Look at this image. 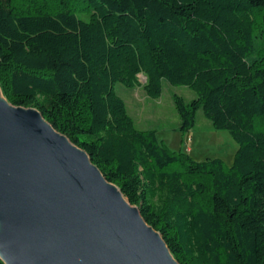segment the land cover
I'll use <instances>...</instances> for the list:
<instances>
[{
  "label": "trees",
  "instance_id": "obj_1",
  "mask_svg": "<svg viewBox=\"0 0 264 264\" xmlns=\"http://www.w3.org/2000/svg\"><path fill=\"white\" fill-rule=\"evenodd\" d=\"M164 81L195 93L173 95L181 131L201 109L238 143L231 166L170 149L115 91L158 98ZM0 89L85 151L179 264H264V0H0Z\"/></svg>",
  "mask_w": 264,
  "mask_h": 264
},
{
  "label": "water",
  "instance_id": "obj_2",
  "mask_svg": "<svg viewBox=\"0 0 264 264\" xmlns=\"http://www.w3.org/2000/svg\"><path fill=\"white\" fill-rule=\"evenodd\" d=\"M0 258L5 264H179L85 151L37 109L6 99H0Z\"/></svg>",
  "mask_w": 264,
  "mask_h": 264
},
{
  "label": "rangeland",
  "instance_id": "obj_3",
  "mask_svg": "<svg viewBox=\"0 0 264 264\" xmlns=\"http://www.w3.org/2000/svg\"><path fill=\"white\" fill-rule=\"evenodd\" d=\"M78 15L84 20L88 19L87 15ZM260 44L262 40L259 38L257 50L261 48ZM139 80L143 83L144 76L140 75ZM115 91L126 102L136 126L155 129L159 139L170 149L187 152L196 161L221 158L226 166H231L238 143L227 130L215 129L201 109L196 113L195 125L188 132L179 129L180 121L173 95L177 94L185 101H190L195 97V93L188 86L171 85L164 81L162 93L158 98L149 97L142 86L128 88L117 83Z\"/></svg>",
  "mask_w": 264,
  "mask_h": 264
},
{
  "label": "bare ground",
  "instance_id": "obj_4",
  "mask_svg": "<svg viewBox=\"0 0 264 264\" xmlns=\"http://www.w3.org/2000/svg\"><path fill=\"white\" fill-rule=\"evenodd\" d=\"M0 99L5 100V98L3 97V95L1 94V92H0Z\"/></svg>",
  "mask_w": 264,
  "mask_h": 264
}]
</instances>
